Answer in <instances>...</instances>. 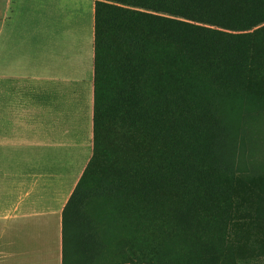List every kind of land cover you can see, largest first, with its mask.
Returning <instances> with one entry per match:
<instances>
[{
  "label": "rangeland",
  "instance_id": "1",
  "mask_svg": "<svg viewBox=\"0 0 264 264\" xmlns=\"http://www.w3.org/2000/svg\"><path fill=\"white\" fill-rule=\"evenodd\" d=\"M23 1H12L15 14H19L15 6ZM27 1L38 3V6L44 4L43 0ZM49 1L55 3L54 0ZM97 17L98 101L105 117L98 128L101 147L99 162L84 176L78 203L71 210L67 243L72 260L75 261L77 256L73 239L81 228L86 229L88 234L87 254L91 257L95 247H98L94 242L95 228L101 225L98 231L102 251L98 253L103 264H264V33L260 38L259 58L253 66L248 68L243 57L235 60L232 72H242L245 81L241 90L228 97L220 110L219 119L225 120L229 128L221 131V136L227 140L224 150L239 165L229 171L231 175L226 179L227 183H222L230 198L223 203L219 193L214 190L206 196L199 193L197 182L201 174L207 176L211 184L215 182L217 174L213 167L195 165V161L198 162L205 155L208 158L211 156L216 135L215 130L203 131L193 127L195 146L183 144L182 153L177 162L171 163L169 170L173 177L177 175L179 178L177 182V178H173V185L177 189L188 186L191 191L187 195L173 193L172 204L177 203L181 207L175 216L182 227L188 222H196L199 230L192 233L181 231L175 235L169 229L160 238L162 245L157 246L160 252L156 248L155 259L141 262L138 254L143 252L148 259L156 242L157 235L153 233L156 222H142L135 218V186L115 185L110 187V191L106 190L108 195L100 198L93 197L91 189L101 182L103 176L125 171V167L132 171L135 165L140 167L152 160L158 163L163 155L160 147L169 145L172 135H175L168 134L167 130L172 127L176 130L181 123L174 122L173 126L167 119L168 107L157 100L148 103L140 90L136 94L133 82L135 42L116 48L118 21H122L115 11L100 5ZM117 55L122 72L113 69ZM124 57H128L129 62L125 63ZM152 88L149 87L144 93H151ZM205 111V108L192 107L190 118L206 125L215 117L206 115ZM111 153L119 163L130 153L133 154L125 165L113 166L108 170L110 167L106 163ZM189 157L194 168L186 166ZM113 192L125 193L127 201L120 200V196H109ZM74 219L84 220L85 223L73 222Z\"/></svg>",
  "mask_w": 264,
  "mask_h": 264
},
{
  "label": "trees",
  "instance_id": "2",
  "mask_svg": "<svg viewBox=\"0 0 264 264\" xmlns=\"http://www.w3.org/2000/svg\"><path fill=\"white\" fill-rule=\"evenodd\" d=\"M100 5L115 11L123 22L118 21L116 48L121 44L126 46L135 42L133 82L136 94L140 90L148 103L157 100L162 106L168 107L167 119L173 126L174 122L181 123L176 130L174 127L167 130L168 134L175 135H172L169 145L160 147L163 155L158 163L155 164L156 161L152 160L140 167L135 165V170L132 171L125 167V171L103 176L101 182L91 189L92 196L100 198L108 195L106 190L110 191V187L115 185L135 186V218L142 222H156L153 233L157 238L148 259L143 252L138 254L141 262H151L158 252L157 246L162 245L161 236L169 229L175 235H179L181 231L192 233L199 230L196 222H188L182 227L175 216L181 207L177 203L172 204L173 193L187 195L191 191L188 186L186 189H177L173 182L175 183L176 178L177 182L179 178L177 175L173 177L169 170L171 163L177 162L182 153V145H194L196 135L193 127H199L203 131L215 130L216 135L211 156L208 158L202 154L205 156L199 158L198 162L195 161V165L206 164L213 167L217 174L212 184L207 176L201 174V179L197 182L199 193L206 196L214 190L219 193L223 203L230 198V194L226 193L227 188H222V183H227L226 179L231 175L229 171L239 165L224 150L227 140L221 136V131L229 128L225 120L219 119L220 110L228 97L241 90L245 81L242 72H232L235 60L243 57L249 68L259 58L260 38L264 33V0H95L93 149L83 175L62 212L61 264H103L98 253L101 250L98 231L101 225L95 228L94 242L98 247H95L91 257L87 254L86 229L82 230L80 227L81 230L73 239L77 252L75 261L69 255L67 243L71 210L78 203L80 185L84 176L97 166L101 152L98 128L105 116L98 101L100 73L97 64V14ZM120 14L122 16L119 17ZM118 57L117 55L114 60L113 69L122 72L123 67L121 69L119 66ZM124 62H129V58L124 57ZM151 86L152 92L144 93ZM192 107L205 108L206 115L215 118L209 120L210 123L201 125L190 118L189 111ZM132 154L123 158L120 163L112 153L109 154V161L106 163L110 167L108 170L113 166L125 165V161L132 159ZM190 159L187 158L186 166L194 168ZM128 164L126 166H130ZM109 196H120L119 199L124 202L128 199L125 193L119 192H113ZM262 204L264 206V200ZM73 222L85 223L84 220L75 219Z\"/></svg>",
  "mask_w": 264,
  "mask_h": 264
},
{
  "label": "crops",
  "instance_id": "3",
  "mask_svg": "<svg viewBox=\"0 0 264 264\" xmlns=\"http://www.w3.org/2000/svg\"><path fill=\"white\" fill-rule=\"evenodd\" d=\"M0 0V264H61L93 149L95 0ZM34 1V0H33Z\"/></svg>",
  "mask_w": 264,
  "mask_h": 264
}]
</instances>
